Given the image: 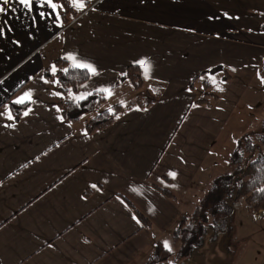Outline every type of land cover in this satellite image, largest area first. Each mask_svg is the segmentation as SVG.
Instances as JSON below:
<instances>
[{
  "label": "crops",
  "instance_id": "obj_1",
  "mask_svg": "<svg viewBox=\"0 0 264 264\" xmlns=\"http://www.w3.org/2000/svg\"><path fill=\"white\" fill-rule=\"evenodd\" d=\"M77 3L64 24L54 0H0V264H150L157 243L169 264L177 222L264 121V0ZM56 59L95 73L61 95ZM132 66L139 90L119 79ZM94 92L101 110L154 102L88 134L96 112L57 103Z\"/></svg>",
  "mask_w": 264,
  "mask_h": 264
},
{
  "label": "trees",
  "instance_id": "obj_2",
  "mask_svg": "<svg viewBox=\"0 0 264 264\" xmlns=\"http://www.w3.org/2000/svg\"><path fill=\"white\" fill-rule=\"evenodd\" d=\"M54 1L61 7L63 23L67 24L68 20L65 16L71 12L69 0ZM54 64L64 67L56 71L54 75V90L61 95L73 91L78 84L91 76V72L87 69L68 65L62 59H56ZM43 73L45 78L51 77L48 68ZM119 79L131 82L136 90L141 88L139 70L135 66L128 67ZM102 101V93L94 92L78 101H59L57 105L63 119L68 122H75L85 114L96 112L91 119L85 121V130L91 134L109 126L124 110L132 107L146 108L154 102V99L137 93L135 99L128 105L116 104L104 110L100 109ZM9 106L14 119L17 120L27 104L9 103ZM228 163L230 171L214 178L192 212L177 222L173 230V237L179 243L175 257L179 256L183 259L191 257L203 246L209 231L210 242H214L219 234H225L230 226L234 204L238 200L242 199L247 211L251 214L258 210L264 211V121L258 130L248 132L235 141ZM136 214L146 225V219L139 212ZM170 255L169 251L157 243L151 263L163 261Z\"/></svg>",
  "mask_w": 264,
  "mask_h": 264
},
{
  "label": "rangeland",
  "instance_id": "obj_3",
  "mask_svg": "<svg viewBox=\"0 0 264 264\" xmlns=\"http://www.w3.org/2000/svg\"><path fill=\"white\" fill-rule=\"evenodd\" d=\"M238 202L234 204L225 234H219L214 242H210L209 231L203 246L191 257H172L169 264H264V213L250 214L245 204L237 206ZM170 242L167 240L165 244L175 249L176 245Z\"/></svg>",
  "mask_w": 264,
  "mask_h": 264
},
{
  "label": "snow or ice",
  "instance_id": "obj_4",
  "mask_svg": "<svg viewBox=\"0 0 264 264\" xmlns=\"http://www.w3.org/2000/svg\"><path fill=\"white\" fill-rule=\"evenodd\" d=\"M48 2L51 3V0H48ZM3 3L4 4H7L8 3V0H3ZM20 3L24 4L26 7H30V0H20ZM73 3H75L77 7H80V8L83 7V4L82 3H77V0H73ZM52 6H53V8H55V5H52ZM2 11H4V9L3 8H0V12H2ZM139 63H141V65L145 67V72L147 73V70L148 69H147L146 63L144 61H140ZM75 66L76 67H84V68H87L89 72H92L93 74L95 73V69L92 68L89 65L77 64ZM53 72H55V68H53ZM104 91H107V90H104ZM22 102H23V98L20 101H17V103H22ZM25 115H27V112H25ZM170 175L175 176V173H170ZM165 247H167V244H165Z\"/></svg>",
  "mask_w": 264,
  "mask_h": 264
}]
</instances>
